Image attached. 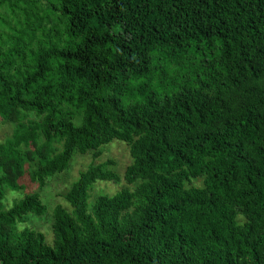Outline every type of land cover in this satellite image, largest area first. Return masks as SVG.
Segmentation results:
<instances>
[{
	"label": "trees",
	"instance_id": "obj_1",
	"mask_svg": "<svg viewBox=\"0 0 264 264\" xmlns=\"http://www.w3.org/2000/svg\"><path fill=\"white\" fill-rule=\"evenodd\" d=\"M0 117V264H264V0H0Z\"/></svg>",
	"mask_w": 264,
	"mask_h": 264
},
{
	"label": "rangeland",
	"instance_id": "obj_2",
	"mask_svg": "<svg viewBox=\"0 0 264 264\" xmlns=\"http://www.w3.org/2000/svg\"><path fill=\"white\" fill-rule=\"evenodd\" d=\"M15 124L10 122H5L0 117V143L4 142L7 138L11 137L14 132ZM108 160H113L115 165L113 168L121 175L120 182L114 181H99L95 184L92 190V198L90 199L91 204H93L95 197L100 194H112L119 192L123 187L128 186L127 181L124 179V174L126 167L132 162V157L130 153L129 145L123 141L115 140L111 142L104 149L102 156L94 158V156L89 154H79L76 153L72 162L71 167L61 173L59 176L52 177L49 179L48 184L42 190V195L44 201L49 206V211L52 213L54 207L57 204H62L65 207L72 210L71 205L64 199L63 193L69 187L70 183L77 181L81 172L88 168V166L93 163H102ZM25 179H28L27 183L29 185L27 191L37 190V185L30 182V178L26 175ZM22 196L19 192L10 191L5 199L6 206L12 205L13 200ZM33 218L29 221V225L33 228L43 231L47 236V242L54 243V232H53V217L51 215L45 216L43 219L41 217L32 215Z\"/></svg>",
	"mask_w": 264,
	"mask_h": 264
}]
</instances>
